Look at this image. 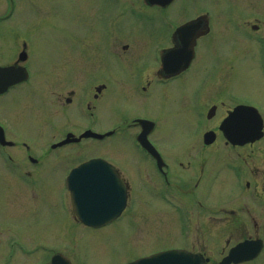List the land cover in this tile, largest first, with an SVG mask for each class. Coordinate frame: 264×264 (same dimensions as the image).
<instances>
[{"label":"flooded vegetation","instance_id":"1","mask_svg":"<svg viewBox=\"0 0 264 264\" xmlns=\"http://www.w3.org/2000/svg\"><path fill=\"white\" fill-rule=\"evenodd\" d=\"M3 1L0 69L10 70L0 73V264H52L54 260L55 264H84L77 237L125 218L126 229L133 228L130 215L136 187L142 190L137 198L159 203L161 211L170 212L178 234L198 236L194 242L186 238V249L205 257L206 245L199 236L212 235L211 219L222 223L219 230L224 235L237 238L230 246L227 239L226 255L236 244L264 234V146L257 147L264 136L234 145L219 129L238 108L239 119L246 122L242 107L247 105L258 109L264 123V106L259 109L248 100L242 70L249 58L254 59L264 79V21L257 4L241 3L234 11L237 14L227 15V23L215 21L202 0H171L164 5L155 0H83L89 32L98 38L83 32L75 52L87 58L105 55L114 66L121 65L122 75H111L121 77L134 96L126 113H118L115 107L110 122L103 125L104 94L116 89L108 75L98 67L84 71L79 66L63 73L38 74L33 67L35 42L12 20L16 1ZM174 2L184 4V15L167 19L165 11ZM217 27H223L222 35ZM86 39L91 40L90 47L84 44ZM120 39L125 41L118 46L114 42ZM236 61L241 68L238 85L234 83ZM195 67L200 71L192 74L187 89L173 84L191 75ZM59 90H67V96ZM171 115L189 124L207 125L200 133L192 130L191 137L176 138L177 144L164 147L161 129ZM55 119H63L61 128ZM23 120L26 131L20 130ZM72 120L79 124L75 129ZM40 122L46 133L38 131ZM87 130L104 136L61 144L69 135L74 139ZM209 131L214 132L213 140L207 143L204 136ZM142 132L153 147L141 146ZM120 135L132 142L127 167L100 154L75 164L59 163L83 152L77 147L62 156L59 150L64 147L91 140L94 152L100 153V142ZM91 158L106 159L114 166L117 184L126 194L123 211L98 228L84 224L72 204L74 186L81 190L86 176L71 173ZM99 209L103 214L109 208ZM263 251L264 246L260 254ZM244 263L248 262L238 264ZM209 264L216 263L210 259Z\"/></svg>","mask_w":264,"mask_h":264},{"label":"rangeland","instance_id":"2","mask_svg":"<svg viewBox=\"0 0 264 264\" xmlns=\"http://www.w3.org/2000/svg\"><path fill=\"white\" fill-rule=\"evenodd\" d=\"M15 1L16 7L12 20L14 24L19 26L23 35L28 36L30 40L35 42L33 67L37 68L38 74L46 73L45 71L47 70L63 73L67 68H75L77 66L83 68L84 71L91 68H101L103 74L108 75L116 87V89L111 88L104 94V118L102 124L106 125L110 122L109 116L114 112L115 107H118V113H126L129 110L130 104L133 105L134 102L133 93L128 89V85L121 81L123 80L121 77L118 80L116 76L111 75L119 73L122 75L123 72L118 71L121 65H115L116 68L110 59L104 58L105 55H103V59H98L99 57L87 58L84 54L80 57L76 53L78 52V43L83 37V32H86L87 37L93 36V40L98 38L96 33L89 32L91 24L85 21L83 0ZM246 1H253L254 4H257L256 6L260 9L262 20L264 21V0H202V4L206 5L205 7L214 13L213 19L215 21L223 20L229 23L227 15L232 17L237 14L238 12L234 11L238 9L241 3ZM183 5L176 2L170 5L165 11L167 19H177L178 16H183ZM4 6V1L0 0V14L3 13ZM87 26L88 28H86ZM227 28L225 27L224 29ZM215 30L218 35H222L223 27H217ZM232 35L234 34L232 33ZM220 40L218 39L217 41L220 42ZM117 41L114 43L119 46L125 40L120 39ZM90 42L91 40L86 39L84 44L90 47ZM221 47H224V45H221ZM209 61L212 60L209 59ZM235 63L236 76L234 83L238 85L240 83L239 70L241 68H238V61ZM242 70H245L244 88L246 89L247 98L261 109L264 106V79L259 75L256 60L249 58L245 69ZM198 71H200L198 67L193 68L190 72L191 75L185 76L173 84H182L181 88L187 89L188 85L191 84L189 81L192 74ZM114 77L117 79H113ZM55 90L57 91V89ZM58 92L67 96V90H59ZM151 105H153V102H151ZM262 111L264 113V109ZM43 115L47 116V108ZM171 116L166 117L161 129V134L166 140L164 147L172 146L171 143L177 144L178 140L176 138L191 137L190 133L192 130L200 133L207 125L204 122L197 125L189 124L180 121L174 115ZM63 119H55L57 128L62 127ZM72 124L71 129H75L79 125L75 120H72ZM38 127L40 133L47 132V127L45 128V125L41 122ZM20 130H27L24 120L20 122ZM131 145V140L126 136L120 135L106 138L100 142V153H95L96 145L94 141L87 140L80 145H70L60 149L59 152L62 156L68 155L67 153H71L77 147L83 148V152L76 158H62L59 163L75 164L91 155L100 154L112 163L123 164L127 167L129 165L127 155L131 150ZM258 146H264V140ZM51 163L49 162V164ZM138 192L142 193V190L136 187V193L132 199V214L130 215V218H133V228L126 229L127 220L125 218L110 227L100 230H87L80 238L77 237V247L79 246L80 248L78 249H81L84 253V264H127L140 257L159 251L186 248V238H190V242H194L198 238V236L196 238L195 234L189 237H183L178 234L177 223L173 218L171 219L170 212L161 211L162 206L159 203H144L141 198H137ZM222 205L223 203L216 206L218 208ZM261 221L264 224V212ZM199 222H202V219ZM210 222H212V235L200 234V243L206 245L204 248L206 255L210 256L211 259L219 260V257L224 255L227 250V245H225L227 239H231L230 246L237 241V238H235L236 236L224 235L223 231L219 230L222 223H217L216 219H211ZM262 237L264 238V234ZM245 264H264V251L258 259Z\"/></svg>","mask_w":264,"mask_h":264},{"label":"water","instance_id":"3","mask_svg":"<svg viewBox=\"0 0 264 264\" xmlns=\"http://www.w3.org/2000/svg\"><path fill=\"white\" fill-rule=\"evenodd\" d=\"M155 1L160 4L170 2V0ZM9 70L10 68H1L0 73L8 72ZM8 84H4L3 88ZM1 90L2 88L0 87ZM242 109H246V122L239 119L238 108L220 126V130L223 132L225 138L232 144L254 142L263 136V123L258 111L250 106L243 107ZM90 135L101 137L91 131H86L82 136L86 137ZM212 138L211 132L205 135L206 142H211ZM139 141L143 146H146L148 142L143 134L139 138ZM112 170L111 165L103 159L89 160L75 170V173H81L83 176H86L81 181V191L75 186L73 204L77 215L87 225L98 227L120 214L124 208L125 195L123 191L117 193L116 189L117 187H121V185L117 184ZM108 174L113 175L109 177ZM85 207H88L90 211ZM100 207H103V209L107 207L109 209L101 214ZM261 247L262 242L260 240L244 241L233 247L220 264L251 260L258 255ZM129 264H207V259H204L199 253H191L183 249H172L139 258Z\"/></svg>","mask_w":264,"mask_h":264}]
</instances>
